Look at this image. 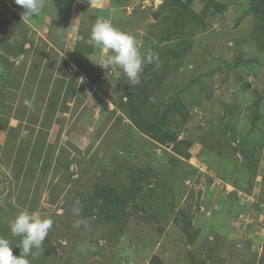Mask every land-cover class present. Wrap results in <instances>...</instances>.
Listing matches in <instances>:
<instances>
[{
    "label": "rangeland",
    "instance_id": "rangeland-1",
    "mask_svg": "<svg viewBox=\"0 0 264 264\" xmlns=\"http://www.w3.org/2000/svg\"><path fill=\"white\" fill-rule=\"evenodd\" d=\"M252 1L45 0L32 16L0 0V236L14 255L27 210L53 220L30 264H264ZM100 19L138 41V84L97 64L111 54L87 42Z\"/></svg>",
    "mask_w": 264,
    "mask_h": 264
},
{
    "label": "clouds",
    "instance_id": "clouds-1",
    "mask_svg": "<svg viewBox=\"0 0 264 264\" xmlns=\"http://www.w3.org/2000/svg\"><path fill=\"white\" fill-rule=\"evenodd\" d=\"M22 6L26 13L32 16L39 15L45 7V0H15ZM94 47L102 48L106 55L99 64L104 69L118 67L123 70L127 80L136 85L140 82V74L143 71L144 57L138 48L135 36L126 30L116 27L108 20L100 19L92 27L90 38L87 41ZM151 62V57L148 58ZM25 104L31 107V103L25 100ZM80 209H74V214L79 215ZM84 221H76L79 227ZM53 227L51 217L39 216L30 211L19 212L10 223L12 236H19L21 240L16 245L21 248L19 255L12 251L13 243L10 239L0 236V264H30L28 257L33 249H40Z\"/></svg>",
    "mask_w": 264,
    "mask_h": 264
},
{
    "label": "trees",
    "instance_id": "trees-1",
    "mask_svg": "<svg viewBox=\"0 0 264 264\" xmlns=\"http://www.w3.org/2000/svg\"><path fill=\"white\" fill-rule=\"evenodd\" d=\"M251 5L255 11L264 14V0H253ZM139 125L140 127H143L142 124ZM100 197H101L100 191L94 192V194L92 195V198L95 199H100ZM110 201H112V199H110Z\"/></svg>",
    "mask_w": 264,
    "mask_h": 264
}]
</instances>
